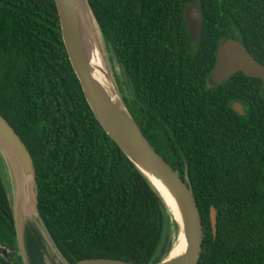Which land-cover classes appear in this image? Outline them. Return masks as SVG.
<instances>
[{"label": "trees", "instance_id": "1", "mask_svg": "<svg viewBox=\"0 0 264 264\" xmlns=\"http://www.w3.org/2000/svg\"><path fill=\"white\" fill-rule=\"evenodd\" d=\"M86 3L125 72L117 86L131 115L191 183L204 235L197 264H264L263 82L238 71L214 88L204 86L227 40L264 66V0ZM193 3L203 14L197 45L183 18ZM0 114L32 157L39 220L66 264H151L168 254L177 225L88 105L54 0H0ZM1 159L0 264H24ZM26 247L29 264H45V244L30 225Z\"/></svg>", "mask_w": 264, "mask_h": 264}, {"label": "water", "instance_id": "2", "mask_svg": "<svg viewBox=\"0 0 264 264\" xmlns=\"http://www.w3.org/2000/svg\"><path fill=\"white\" fill-rule=\"evenodd\" d=\"M54 1L59 16L63 43L88 105L105 132L154 187L164 202L171 221L174 222L175 220L177 225V231L174 233L168 254L160 261L151 264H197L204 235L202 218L190 181L187 176L184 179L181 178L178 171L155 150L131 115L98 48L86 0ZM183 17L190 40L193 45H197L203 26V14L200 6L196 3L189 5L185 9ZM238 71L249 77L260 78L263 82L264 93L263 64L257 61L240 42L227 40L218 47L212 77L216 81H223ZM232 108L238 114H244L240 103H235ZM0 148L8 158L15 184L17 219L20 220L22 217L18 208V197L26 206L33 205V211L28 219L30 220L32 216L39 219L37 209L38 188L32 157L19 134L1 114ZM209 215L212 233L215 236L217 219L214 207L210 208ZM17 219L15 218V226L17 240H19L18 247L22 257L24 258L25 252L29 262L26 247V228L29 225L22 230L23 234H21L23 252L20 245L21 237ZM30 226L38 231L44 244L46 243L45 245L55 251L62 262L61 264H66L45 230L42 236L38 228L32 224ZM176 239L177 242L181 241L182 243L180 251L173 253ZM7 251L8 249L3 248L4 254ZM45 258L46 253L44 251V261ZM76 264L134 263L93 260L81 261Z\"/></svg>", "mask_w": 264, "mask_h": 264}, {"label": "rangeland", "instance_id": "3", "mask_svg": "<svg viewBox=\"0 0 264 264\" xmlns=\"http://www.w3.org/2000/svg\"><path fill=\"white\" fill-rule=\"evenodd\" d=\"M90 15H91V13H90ZM91 18H92V22L94 25V31H95L94 33H95L98 48L100 50L102 57L104 58V62L106 64V67H107L110 75H111L112 80L114 81L115 85L117 83H120V82H122V83L125 82L126 81V75H125L124 70L121 69V66L118 64L117 60L113 56V53L111 52V50L108 48V46L104 42L102 35H101L97 25L95 24V22L93 20L92 15H91ZM123 85H124V89H125L124 91L128 93V85L127 84H123ZM121 86H122V84H121ZM0 154L2 157V159H1V171L4 173L5 178L7 180L8 190H9L8 191L9 200L11 203V207L13 209L14 216L17 219L18 215L16 213V197H15L16 194H15V186H14L15 184L13 182V177L11 175L9 161H8V158L5 155V153L1 150V148H0ZM27 219L28 218H23V217H20V220L17 219L20 237H21V234H23L22 230H24V228L27 225H31V224L34 225L36 228H38L40 230L41 234L44 233V229L42 227V224L40 223V221L37 217L32 216V218H30V220L29 219L27 220ZM42 236H43V234H42ZM20 240H21L20 245H21L22 250L24 252L23 245H22V243H23L22 237ZM44 250L46 253L45 264H61L62 263L60 258L55 253V251L53 249H51L48 245H45ZM24 258H25V260H24ZM24 258H23V260L26 261V262H24V264L25 263L28 264L29 262H28V258L25 255V252H24Z\"/></svg>", "mask_w": 264, "mask_h": 264}, {"label": "bare ground", "instance_id": "4", "mask_svg": "<svg viewBox=\"0 0 264 264\" xmlns=\"http://www.w3.org/2000/svg\"><path fill=\"white\" fill-rule=\"evenodd\" d=\"M93 31H94V25H93ZM18 208H19L20 215L23 218H29L31 216V212L33 211V205L30 204L29 206H26L24 204V202L20 201L19 197H18ZM174 222H175V220H174ZM176 242H177V239L175 241V245H174L175 249H174L173 253H177L178 251H180V245L182 242L181 241H179L177 243Z\"/></svg>", "mask_w": 264, "mask_h": 264}, {"label": "flooded vegetation", "instance_id": "5", "mask_svg": "<svg viewBox=\"0 0 264 264\" xmlns=\"http://www.w3.org/2000/svg\"><path fill=\"white\" fill-rule=\"evenodd\" d=\"M191 5V4H190ZM184 18V17H183ZM186 26V25H185ZM187 29V28H186ZM214 69V68H213ZM213 72V71H212ZM212 72H211V74H210V78H208V79H206L205 80V83H204V86L206 87V88H214V87H216V86H218L219 84H221V83H223V82H225L230 76H232V75H230L229 77H227L225 80H223V81H216V80H214L213 79V77H212ZM116 86H117V84H116ZM117 88H118V86H117ZM120 92V91H119ZM125 94L126 95H128V93H126L125 92ZM235 103H239V102H236V101H233L232 102V106L235 104ZM160 147H161V144H160Z\"/></svg>", "mask_w": 264, "mask_h": 264}]
</instances>
